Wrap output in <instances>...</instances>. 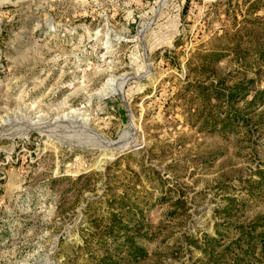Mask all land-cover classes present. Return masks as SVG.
<instances>
[{"label": "rangeland", "instance_id": "1", "mask_svg": "<svg viewBox=\"0 0 264 264\" xmlns=\"http://www.w3.org/2000/svg\"><path fill=\"white\" fill-rule=\"evenodd\" d=\"M0 264H264V0H0Z\"/></svg>", "mask_w": 264, "mask_h": 264}, {"label": "bare ground", "instance_id": "2", "mask_svg": "<svg viewBox=\"0 0 264 264\" xmlns=\"http://www.w3.org/2000/svg\"><path fill=\"white\" fill-rule=\"evenodd\" d=\"M149 23H151V22H149ZM145 28V27H144ZM145 30V29H144ZM131 76V75H130ZM124 78V77H123ZM125 78H127V76L125 77ZM127 80V79H126ZM122 81H124V80H122ZM122 84H123V82H121ZM125 84V83H124ZM123 87V85L121 86V88ZM121 88H120V90H121ZM122 91V90H121Z\"/></svg>", "mask_w": 264, "mask_h": 264}, {"label": "water", "instance_id": "3", "mask_svg": "<svg viewBox=\"0 0 264 264\" xmlns=\"http://www.w3.org/2000/svg\"><path fill=\"white\" fill-rule=\"evenodd\" d=\"M134 148H135V147H134ZM127 149H128V148H123L122 151H125V150H127Z\"/></svg>", "mask_w": 264, "mask_h": 264}]
</instances>
